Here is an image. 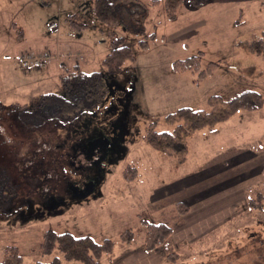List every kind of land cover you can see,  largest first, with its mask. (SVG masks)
Returning a JSON list of instances; mask_svg holds the SVG:
<instances>
[{
    "label": "rangeland",
    "instance_id": "obj_1",
    "mask_svg": "<svg viewBox=\"0 0 264 264\" xmlns=\"http://www.w3.org/2000/svg\"><path fill=\"white\" fill-rule=\"evenodd\" d=\"M142 1L148 15L128 12L125 18L134 25L120 23L113 28L98 18L96 0H0V261L6 247L14 244L23 254V264L55 257L61 258V264H83L65 259L58 249L50 255L40 253L44 232L53 229L88 234L97 241L110 238L115 248L102 256V264H123L133 252L147 250L145 219L172 226L176 240L193 237L190 243L174 240L149 251L157 257L153 264H264V195L257 199L262 207L249 204L250 198L264 194V106L242 110L190 134L183 164L145 140L154 121L157 129H172L165 117L181 106L210 110V96L229 99L246 88L264 96V74H259L264 72L263 57L236 46L252 33H264V0H209L197 8L182 5L174 20L166 17L164 0ZM50 23L56 29H49ZM153 31L157 37L148 49H141L140 40ZM118 37L132 48L135 58L111 77L103 59ZM21 50L48 51L52 58L42 66L23 67ZM198 53H203L204 62L220 64L200 85L190 71L177 73L172 68L175 60ZM233 61L241 66L233 67ZM77 66L88 74H100L89 93L70 94L79 98L77 108L81 102L88 104L83 99L90 94L93 100L102 94L101 101L109 86L118 83L113 77L130 88L127 108L118 117L125 128V153L110 165L97 197L67 199L56 210L44 205L41 212L24 216L26 200L45 201L54 193L53 185L63 181V173L77 172L66 159L67 147H61L67 128L64 119L71 111L61 75H71ZM92 105L96 108L97 103ZM237 155V163L229 166L226 160ZM129 165L138 168L137 178L130 182L124 175ZM222 167L224 171L209 173ZM186 177L192 185L185 191L173 189L176 178ZM221 187L216 197L200 199L199 193ZM189 200L195 209L187 217L178 212L177 203L189 206ZM202 205L207 207L204 211ZM215 207L216 213L211 212ZM205 213H212L210 219L216 217L217 225L197 226ZM184 226L192 227L184 231ZM127 229L135 233L130 244L120 238Z\"/></svg>",
    "mask_w": 264,
    "mask_h": 264
},
{
    "label": "trees",
    "instance_id": "obj_2",
    "mask_svg": "<svg viewBox=\"0 0 264 264\" xmlns=\"http://www.w3.org/2000/svg\"><path fill=\"white\" fill-rule=\"evenodd\" d=\"M161 0H154L153 4H159ZM209 0H164L166 17L169 20H174L178 15L179 7L187 5L191 8H197L207 4ZM95 12L98 18L110 27H117L118 24H125L130 28L133 22L126 20L125 14L129 15H148L149 9L147 4L142 0H96ZM239 23V21L237 22ZM137 26V24H135ZM157 37V32L153 31L140 40V48L148 49L149 42ZM236 46L245 51L252 52L255 55H261L264 60V33H252L250 37L241 39L236 43ZM34 52L32 50H27ZM24 52V51H23ZM21 52V54L23 53ZM36 53V52H35ZM40 53V52H39ZM20 54V55H21ZM135 58L132 48L125 44L122 37L115 38L112 41V48L110 52L103 59L105 72L114 75L121 69L127 60ZM65 65H67L65 63ZM233 67L239 68L240 62H231ZM219 62L208 61L204 62L203 53L192 55L185 59H177L172 63V68L177 73L190 71L194 75V82L200 85L205 79L213 75L218 67ZM78 67V66H77ZM255 70V66L250 68ZM252 72V71H250ZM97 72L86 73L78 67L71 75L62 74L61 83L63 91H65L66 99L71 102H79V98L71 95H80L89 93L92 90L93 84L99 82L100 74L96 76ZM260 75L264 72H259ZM112 77V76H111ZM90 79L91 81H88ZM87 80V81H85ZM85 81V82H83ZM76 82H81L77 84ZM91 88V89H90ZM69 93V94H68ZM104 94V93H103ZM63 97V96H62ZM102 97V94L99 98ZM92 97H84L86 105L93 103H100V99ZM211 104L210 110L197 109L191 106H181L176 111L169 113L165 120L174 125L172 129H157L156 122H152L145 133L146 142L153 148L177 159L178 164L186 162L188 157V137L190 134L207 126H213L219 122L229 119L231 116L237 114L242 110H258L264 106L263 94L256 90L246 88L235 94L229 99H223L220 95H212L209 97ZM178 167V166H177ZM125 179L127 181H134L138 175V168L129 165L124 171ZM263 192L258 194L257 198H250V207H262L263 202L257 199L263 196ZM1 204V203H0ZM178 212L182 215L189 213L190 208L183 202L177 203ZM146 223L145 247L148 251H153L159 246L165 244L173 235L174 228L164 222H151L144 219ZM121 241L130 244L135 240V233L132 229H127L121 233ZM115 242L110 238H105L102 241H97L91 235H75L71 232H57L53 229H47L42 237L40 243V253L43 255H50L56 249L60 250L67 260H79L83 264H102V256L104 254H111L114 251ZM24 258L20 248L17 245L10 244L6 247L4 257L0 264H23ZM37 264H61V258L55 257L50 262L38 261Z\"/></svg>",
    "mask_w": 264,
    "mask_h": 264
},
{
    "label": "flooded vegetation",
    "instance_id": "obj_3",
    "mask_svg": "<svg viewBox=\"0 0 264 264\" xmlns=\"http://www.w3.org/2000/svg\"><path fill=\"white\" fill-rule=\"evenodd\" d=\"M113 79L117 80L118 83L113 88L110 86L108 88L107 86V93H105L100 103L97 104L98 107L96 106L95 108L94 106L91 109V105H87V108L82 107L80 109V107L77 108L78 103L74 99L71 100L70 106L73 109H69L71 111H68L64 119L67 128L61 147H67L66 159L68 163L72 162V164H75L77 172L72 175L67 174V172L63 173L60 179L63 181L53 185L56 192L54 191V193L50 194L45 201L26 200L24 211H22L24 216L36 214L38 211L41 212V208L44 205L56 210L63 201L74 199L70 188L73 183L84 186L87 182L97 178L101 174L102 168L106 174L110 165L117 160V157L125 153V128L118 117L127 108L126 100L129 101L130 93L128 90L130 88L124 86L122 81L116 77H113ZM62 103L63 101L61 100L60 105H63ZM74 109H76V114ZM97 132H101L104 137L101 134L97 135L96 142H92V145L89 146L90 139L95 138ZM96 146L100 148L104 146V150H94ZM63 177H65V180ZM101 182L96 185V191L99 190ZM56 188H61V191ZM57 191L60 194H57ZM43 202L44 204H42ZM55 204L56 206H54Z\"/></svg>",
    "mask_w": 264,
    "mask_h": 264
},
{
    "label": "crops",
    "instance_id": "obj_4",
    "mask_svg": "<svg viewBox=\"0 0 264 264\" xmlns=\"http://www.w3.org/2000/svg\"><path fill=\"white\" fill-rule=\"evenodd\" d=\"M23 51H27V50H21V52H23ZM21 52H20V54H21ZM239 158H240V156L239 155H237L236 156V158L235 157H233L232 159H230V160H226V161H228V165L229 166H231V165H235L236 163H237V161L239 160ZM235 159H236V162H235ZM226 161H224L223 162V164L224 163H226ZM240 162V161H239ZM176 169L177 170H179V167H177L176 166ZM212 170L213 171H210L209 173H215V172H219V171H224L225 170V167H222V168H219L218 170H216L215 168H212ZM209 173H207V174H209ZM207 174H206V176L204 177V178H206V177H208L207 176ZM184 179V178H183ZM182 178L180 179V178H176L175 179V181H174V183L173 184H177V185H175L174 187H173V189H176V190H180V191H185V189L187 188V187H189L190 185H192V183H193V181H192V179H190L189 177H186V179L185 180H183ZM229 185H235V183L233 184V183H230ZM225 188H228V187H225ZM229 188H231V187H229ZM228 188V189H229ZM173 189H171V191L173 190ZM222 189H223V187H221V188H213V189H211V190H208L205 194L204 193H199V195L201 194V200L203 201V200H205V199H207V198H209V197H216V195H217V193L218 192H221L222 191ZM163 191H165V190H163ZM203 194V195H202ZM187 200V199H186ZM188 201V200H187ZM191 202L192 201H190L189 200V206H190V211H189V213H187V214H185V215H183V216H187V217H190V216H192L194 213V207L192 206L194 203H192L191 204ZM194 202V201H193ZM217 202V201H216ZM215 202V203H216ZM197 208V207H196ZM207 207L206 206H204L203 207V205L201 206V208H200V210L201 211H204L205 209H206ZM216 211H217V208L215 207L214 208V210H212L211 212H215L216 213ZM211 215H213L212 213H211ZM210 214H209V216L207 215V213H205V214H203V216L201 217V219H199L200 221H202V223H200V225H197V226H204L205 224H207V227H209V228H212V227H214L215 225H217V220H215L214 221V219L216 218V217H214V219H210V216H211ZM221 217H223V215L221 216ZM208 218V219H207ZM205 219H207V223H204V220ZM189 227H192V226H189ZM188 226H184V231L185 230H187L188 228H189ZM176 232L177 231H175V233L171 236V238L167 241V242H170V244H172L173 242H174V240H176ZM189 232V231H188ZM188 232H187V234H188ZM186 233V232H185ZM185 236V235H184ZM191 235H189L188 236V240H181V239H179V238H177L178 240H181L180 242H191V240H192V238L193 237H191ZM178 240H176V242L178 241ZM166 242V243H167ZM165 243V244H166ZM164 244V245H165ZM174 246V245H173ZM144 255L146 256V257H144ZM131 256L132 257H130L129 259H127V258H123L124 260H122V261H124V262H122L123 264H131V263H134V262H136V261H138V260H142V261H144V260H147L148 261V264H153L154 263V261L153 260H156V254H154V253H152V252H149V251H147V250H144L143 251V253H139V252H133V254H131ZM134 256V257H133ZM155 258V259H154Z\"/></svg>",
    "mask_w": 264,
    "mask_h": 264
},
{
    "label": "water",
    "instance_id": "obj_5",
    "mask_svg": "<svg viewBox=\"0 0 264 264\" xmlns=\"http://www.w3.org/2000/svg\"><path fill=\"white\" fill-rule=\"evenodd\" d=\"M99 134H101L102 137H104V135L101 132L100 133L97 132L95 134V138L90 139V141L88 143L89 146L92 145V142H96V136L99 135ZM105 146H106V144H105ZM94 148H95L94 150L97 149L98 151L104 150V146L102 148H100L99 146H96ZM121 156H119V157H121ZM101 171H102L101 174L97 178H95V179L87 182L84 186L76 185L75 183H73L71 185V187H70L71 188V191L73 193L72 194L73 198L74 199H77V200H82V199L88 198L89 196L97 197L98 195H100L101 194V191L100 190L96 191V185L99 182H101L103 180V178L105 177V171H104V169L102 168ZM54 206H56V204Z\"/></svg>",
    "mask_w": 264,
    "mask_h": 264
},
{
    "label": "built area",
    "instance_id": "obj_6",
    "mask_svg": "<svg viewBox=\"0 0 264 264\" xmlns=\"http://www.w3.org/2000/svg\"><path fill=\"white\" fill-rule=\"evenodd\" d=\"M49 29L54 30L56 29L55 23H50L48 25ZM52 56L51 53L48 51H43L40 53H35L31 51H24L20 55V59L22 62L23 67H38L44 64H47L51 60Z\"/></svg>",
    "mask_w": 264,
    "mask_h": 264
}]
</instances>
